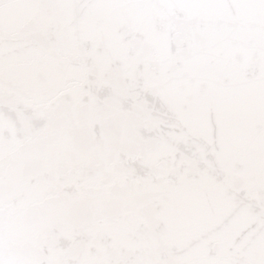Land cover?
<instances>
[{
    "label": "water",
    "instance_id": "water-1",
    "mask_svg": "<svg viewBox=\"0 0 264 264\" xmlns=\"http://www.w3.org/2000/svg\"><path fill=\"white\" fill-rule=\"evenodd\" d=\"M0 264H264V0H0Z\"/></svg>",
    "mask_w": 264,
    "mask_h": 264
}]
</instances>
